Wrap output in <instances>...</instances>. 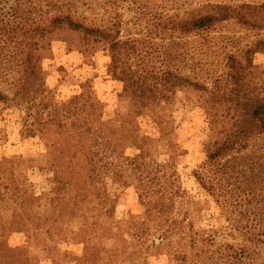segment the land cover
Returning <instances> with one entry per match:
<instances>
[{
    "label": "trees",
    "instance_id": "trees-1",
    "mask_svg": "<svg viewBox=\"0 0 264 264\" xmlns=\"http://www.w3.org/2000/svg\"><path fill=\"white\" fill-rule=\"evenodd\" d=\"M39 1L38 18L28 28L24 12H35L37 1L27 0L28 9H23L24 4L19 0H9L0 9V41L4 49L8 48L1 58L10 59L7 62L18 60L21 67L19 78L12 80V89L0 90V103L20 110L22 138L40 137L49 142L56 136L57 151L63 158L81 157L77 162L64 159L59 162L61 174L57 179L64 184L67 197L58 198L54 209L60 217L55 222L58 223L57 243L61 245L80 237L84 253L72 258L67 250L60 248L61 254L71 258L74 264H121L117 261L121 251L107 256L117 248L110 251L95 244L99 239H117L106 231L105 224H98L99 219L111 213L107 185L101 213L94 208L97 194L85 190L84 174L93 169L101 180L106 178L102 175L113 172L125 186L137 189L143 212L132 217L131 231H117L115 237L126 235L132 239L138 254L148 255V251L176 242L179 245L191 238L192 248L199 244V255L196 263L190 264H264V67L254 61L256 54H264V39L248 46L240 55L229 54L227 72L224 77H213L215 90L212 91L172 66L170 54L174 47L161 59L155 58L140 39L131 36L122 39L121 24L117 21L111 29H106L94 21L89 24V18L79 13L74 0ZM209 7L203 6L207 11L199 10L172 21L171 30L189 35L208 31L231 18L256 27L257 21L252 19L250 11L264 8L242 5L232 9L224 5L215 10V6ZM22 31L23 40L19 39ZM63 33L78 35L97 50L108 52V71L125 84L134 117L165 107L178 91L209 92L208 102L213 108L210 125L215 138L208 145L207 160L194 171V177L224 213L229 226L223 238L231 242H218L221 233L194 232L192 223L182 213L184 189L175 163L159 162L150 155L143 146L149 137L139 134L132 122L119 116L106 120L101 101L90 90L89 82L82 83L79 92L62 100L47 86L42 51L50 49ZM17 42L25 45L20 47ZM9 75L5 68L0 71V77ZM133 149L135 153H127ZM78 222L80 225H76ZM35 242L37 246L38 238ZM35 245L30 247V253L36 251ZM123 252L126 254L127 249ZM27 253L26 247L12 249L4 245L3 248L0 243V264L39 261ZM185 258V255L182 258L174 255V260L182 264H187Z\"/></svg>",
    "mask_w": 264,
    "mask_h": 264
},
{
    "label": "rangeland",
    "instance_id": "rangeland-1",
    "mask_svg": "<svg viewBox=\"0 0 264 264\" xmlns=\"http://www.w3.org/2000/svg\"><path fill=\"white\" fill-rule=\"evenodd\" d=\"M8 1L0 0V9ZM19 1L24 4L23 9H28L27 0ZM35 1H37L34 3L35 12L31 14L24 12L26 28L38 18L40 1ZM74 2L79 7V13L89 18V24L94 21L95 24L111 29L114 22H119L121 38L131 36L140 39L143 41V47L153 52L155 58L159 56L157 58L161 59L167 55L165 53H168L170 47H174V52L170 54L173 58L172 66L178 67L184 75L199 80L212 91L215 90L213 77L214 79L224 77L227 72L228 55H240L248 46L264 39V8L258 9V12L250 11L252 19L257 21L256 27L231 18L215 24L208 31L189 35H180L177 31L171 30L172 21L186 18L199 10L207 11L206 8L202 9L203 6H210L209 8L215 6V10L224 5L232 9L242 5L258 8L264 6V0H74ZM157 23H160L159 26H156ZM23 32L19 39H24ZM16 44L20 47L25 45L23 42ZM7 50L8 48L4 49V43L0 41V71L5 68L10 73L9 76L0 77V90L4 91L14 86L12 80L19 78L21 70L18 60L7 62L10 59L1 58ZM42 56L46 84L56 93L57 98L68 99L79 92L82 83L89 82L90 90L94 91V96L101 101V110L106 120H115L119 116L132 122L131 124L138 128L134 129H137L139 134L149 137L143 146L150 155L159 162L175 163L184 189L182 213L189 218L185 216L192 223L194 232L209 231L213 235L221 233L222 238L217 239L218 242H231L223 238L224 230L227 225L229 226L224 213L194 177V171L207 160L208 145L215 138L210 125L213 108L211 109L208 102L209 92L189 89L178 91L171 103L165 107L154 112L151 110L142 117H134L125 93V84L113 78L108 71L110 58L107 51L97 50L93 44L86 43L78 35L63 33L50 49L42 51ZM254 61L255 64L264 67V54H256ZM21 118L19 109L0 103V243H3V248L4 245L12 249L26 247L29 255L30 247L37 243L35 240L38 238L36 251H31L30 255L39 261L33 264H74L71 258H65L61 254L60 248L67 250L73 258L74 255L82 256L85 246L79 243L80 237L61 245L57 243L59 239L55 230L58 223L55 222H58L60 217L59 212L56 213L54 209V202L58 198L67 197L64 184L57 179L61 174L59 162L63 159L77 162L81 157L63 158L62 153L57 151L59 145L56 136L49 142L40 137L22 138ZM49 143L54 144L49 148L47 147ZM127 153L135 151L127 150ZM70 154L72 156L73 151ZM112 173L102 175L106 178L101 180L96 170L89 169L83 177L85 190L97 194L94 208L100 213L104 206V186L107 185L111 196V213L99 219L98 224L101 226L105 224L106 231L117 240L99 239L95 244L105 246L110 251L117 248V251L109 252L107 256L117 255L121 251V258L117 260L121 264H182L183 262L174 260L175 254L181 258L185 255L187 264L193 261L196 263L199 244H196L198 247L192 248L191 238L179 245L176 242L169 247L148 251L149 254L145 255L134 250V241L126 235L115 237L117 231L127 232L134 228L132 217L141 215L143 207L137 189L125 186ZM125 249L126 254L123 252ZM101 254L104 256V253Z\"/></svg>",
    "mask_w": 264,
    "mask_h": 264
}]
</instances>
